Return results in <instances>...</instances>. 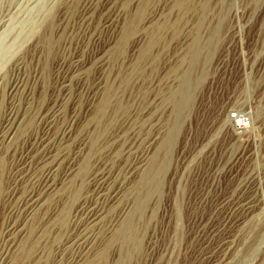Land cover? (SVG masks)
<instances>
[{"label": "rangeland", "instance_id": "1", "mask_svg": "<svg viewBox=\"0 0 264 264\" xmlns=\"http://www.w3.org/2000/svg\"><path fill=\"white\" fill-rule=\"evenodd\" d=\"M87 1L0 0V124L20 116L0 156V258L9 251L11 264L62 261L68 231L82 221L78 206L98 202L102 174L125 187L93 229L98 247L111 238L117 213L129 204L131 213L141 187L142 175L125 182L133 155L160 168L157 193L141 249L124 260L112 247L105 264H264V0H149L140 21V0L100 1L92 22L82 13ZM106 11L121 16L109 30L100 21ZM76 56L86 83L73 79L65 94L62 70ZM54 108L75 116L76 137L85 139L78 149L63 145L75 174L69 179L63 164L56 191L11 232L18 200L41 173L32 167L16 188L20 157L36 149ZM240 116L250 120L246 132L233 127ZM250 201L256 207L244 215Z\"/></svg>", "mask_w": 264, "mask_h": 264}, {"label": "bare ground", "instance_id": "2", "mask_svg": "<svg viewBox=\"0 0 264 264\" xmlns=\"http://www.w3.org/2000/svg\"><path fill=\"white\" fill-rule=\"evenodd\" d=\"M100 1L109 3L111 0H88L86 2L85 6L83 7V10L81 9L83 16L86 17V19H84L85 21L91 20V22H92L94 20L95 11H96V9L98 7L97 5L99 4ZM148 1L149 0H140L139 5L136 6L137 10H138V13L136 14V17H137L136 20L138 19L137 21H140V19L143 17L144 12L146 10V5L149 3ZM183 2H180V3L183 4ZM82 3H84V2H82ZM105 6H107V5H105ZM7 11H8V9H7ZM120 19H121V16L119 13H117V12L112 13L111 11H106L105 14L101 15L100 21H103V22H101L103 24V29L109 30V29H112L113 27L117 26L118 24H120V22H119ZM79 21H81V20H79ZM95 37H97V36H95ZM50 41H51L50 38L47 37L45 39V44H50ZM153 45H154V41L150 40L149 45L147 46L148 49H150V47ZM103 53H104V51H103ZM95 63L98 64V63H100V61H97ZM95 67H96V65H95ZM84 68H86V66L82 62L81 56H76L73 63L70 66H68V68H65V69L63 68L62 78H61L62 79L61 87L63 89L62 92H64L65 94L70 92L71 86H72L73 81H74L73 79H77L76 81H79L80 83H84V84L86 83L85 80L87 77H86V75L85 76L83 75V74H85V72L83 71ZM97 83L95 84V87H96V89H99V84L97 85ZM21 87L22 86H21L20 80L18 78L14 79L13 83L10 86L11 96H13V98L20 92ZM104 109L106 110V108H104ZM43 118H45V130H44L43 134H41L42 136L35 141L36 144H34V145H35L36 149L35 150L33 149L32 151H29L30 150L29 149L27 153H25L24 155H22L20 157V160L18 158L19 164L17 167V173L15 172L17 175V177L15 179L16 188H18L19 185L22 186V183H21L22 178L25 177V175L28 174L29 171L32 170V167L33 168L36 167L38 171L41 170V173H38L37 175L33 174L34 177L38 176L36 178L37 179L36 183H34L30 187H28V189L22 193L21 198L18 200V202H17L18 205H17V208L14 212V218H16V219H13V223L9 225V228H10L9 231H11V232H16L19 229V227L21 225L20 219L18 218L19 216H22V214L28 215V216L32 215L35 211H37V209H40L43 206V203L45 202L44 200H45L46 196L51 195V193L56 191V188H57V185L55 184L56 175L60 171V168H61V166H63V164H65L66 176L69 179L74 176L75 166L73 165V162L70 161V156L69 155L66 156L63 153V151H62L63 145H65L67 143L73 144L72 142H70V141H73L74 142L73 147L75 149H78V147H80V146L82 147L83 143L85 142L84 138L80 137L78 139V137H76L78 131H75V123H76L75 122V116L73 118H71L70 120H66L61 116L60 109L54 108V109H51L50 111H48L47 115L44 116ZM240 118H241V116L235 117L233 127H234V129H236L239 132H246L248 129H250L251 123L249 124L248 127L246 126V128L237 126L236 122ZM19 119H20L19 113H13L12 112V113L6 114V116L2 120V122L0 124V156H1V151L3 150L2 146L9 139L11 140V138L15 134V131L17 128L16 124L18 123ZM17 131H18V128H17ZM12 140H13V138H12ZM92 143H93L92 144V148H93L97 144V142L93 139ZM142 150H143V147H142ZM143 152H145V151H143ZM74 159H75V157H74ZM126 160L128 162L127 166H126V172L125 171H123V172L126 173L125 174V177H126L125 182L127 184L128 183L130 184L131 182L134 181V179L136 177H138V176L140 177L142 175L141 176L142 178L140 177V179H139V180H141V187H140V190L138 191L139 193H137V196H138L137 201H136L131 213L128 214L130 211V207H129L130 204L126 205V206H122L120 208L119 212L117 213L118 220L114 224V227H116L115 234L111 238H109L107 241L105 240L106 238L102 239V240H104L102 242L103 244L101 243L102 245L100 244L99 247L96 245L95 242H97V240H98V234L95 233L93 229L95 227H97L104 220V213H105V210H107V207L110 206L109 208H114L115 206H118L121 202L122 197H124L123 195L125 194L124 193L125 187L123 185H120L121 182L119 181V179H116L119 183V184H117L116 180L114 179L113 176H111V174L110 175H107V174L103 175L102 174L101 176L97 177V180L95 181L94 186H95V190L98 193L96 195H99L98 196L99 200L97 203L92 204V205H89V203H81L78 206V208L80 209V212L82 213L81 214L82 221H80L79 225L77 224L72 228L69 227L70 229L68 228L69 229L68 237H67V241L65 243V245L68 244V246H66L65 250L62 253V256H64V259L62 261L57 262L56 264H95V263L105 264L104 262H106L108 257H109L108 249L110 250V248H112V247H114V248L118 247L119 253L117 252V255H119V257L123 258L124 260H127L128 258L133 257L132 256L133 252H138L141 249L140 232L142 231V229H141L143 226L142 223H143V219L145 217L144 215L146 213L148 204H150L149 203V201L151 200L150 198L152 197V195L154 193H157L156 191L158 189V173H159L160 168L158 167L157 171L153 170L152 168L149 169L145 160L141 161V160H139V158H134L133 155L128 156ZM83 164H84V162H83ZM85 167H86V165H85ZM84 172H82V173H84ZM78 175H80V172L78 173ZM114 184H116V187L114 186ZM241 206L242 205H240V207ZM255 207L256 206H255L254 202L250 201L249 203H245L241 208V213H243L244 215H250V213L253 211V209ZM239 211H240V209H239ZM231 217H233V216H231ZM57 223H58L57 224L58 227H60L64 224V220H62V221L60 220ZM68 252H69V254H68ZM6 254H3L1 256L0 264H11V261H10L11 259L9 260V256H8V254L7 255Z\"/></svg>", "mask_w": 264, "mask_h": 264}, {"label": "built area", "instance_id": "3", "mask_svg": "<svg viewBox=\"0 0 264 264\" xmlns=\"http://www.w3.org/2000/svg\"><path fill=\"white\" fill-rule=\"evenodd\" d=\"M250 124V120L244 117H241L239 120H237L236 125L240 127H248Z\"/></svg>", "mask_w": 264, "mask_h": 264}]
</instances>
